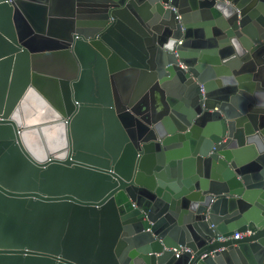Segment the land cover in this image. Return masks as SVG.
Here are the masks:
<instances>
[{
    "label": "water",
    "instance_id": "1",
    "mask_svg": "<svg viewBox=\"0 0 264 264\" xmlns=\"http://www.w3.org/2000/svg\"><path fill=\"white\" fill-rule=\"evenodd\" d=\"M0 264H264V0H0Z\"/></svg>",
    "mask_w": 264,
    "mask_h": 264
},
{
    "label": "built area",
    "instance_id": "2",
    "mask_svg": "<svg viewBox=\"0 0 264 264\" xmlns=\"http://www.w3.org/2000/svg\"><path fill=\"white\" fill-rule=\"evenodd\" d=\"M11 0H8V2H10ZM242 236V234H239V233H236V234H234L233 236H229V237H221V236H217L216 237V240L217 241H226V240H228V239H231V238H233V239H236V238H239V237H241Z\"/></svg>",
    "mask_w": 264,
    "mask_h": 264
}]
</instances>
